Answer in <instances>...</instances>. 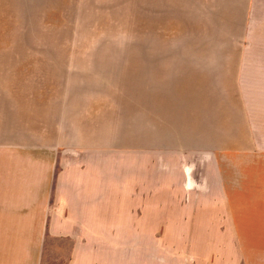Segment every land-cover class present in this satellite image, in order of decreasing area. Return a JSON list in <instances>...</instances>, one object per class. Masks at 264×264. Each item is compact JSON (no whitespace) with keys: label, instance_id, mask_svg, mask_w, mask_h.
Wrapping results in <instances>:
<instances>
[{"label":"crops","instance_id":"obj_1","mask_svg":"<svg viewBox=\"0 0 264 264\" xmlns=\"http://www.w3.org/2000/svg\"><path fill=\"white\" fill-rule=\"evenodd\" d=\"M146 8L205 41L147 50L144 184L60 124H3L0 264H264V0Z\"/></svg>","mask_w":264,"mask_h":264},{"label":"rangeland","instance_id":"obj_2","mask_svg":"<svg viewBox=\"0 0 264 264\" xmlns=\"http://www.w3.org/2000/svg\"><path fill=\"white\" fill-rule=\"evenodd\" d=\"M165 14L146 0H0V138L3 124L44 118L59 138L121 155L124 171L137 163L144 184L147 50L205 41L193 19ZM60 251L45 264H68Z\"/></svg>","mask_w":264,"mask_h":264}]
</instances>
